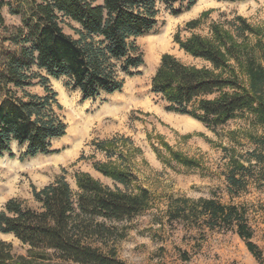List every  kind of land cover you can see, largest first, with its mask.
I'll list each match as a JSON object with an SVG mask.
<instances>
[{"label": "trees", "instance_id": "16d2710c", "mask_svg": "<svg viewBox=\"0 0 264 264\" xmlns=\"http://www.w3.org/2000/svg\"><path fill=\"white\" fill-rule=\"evenodd\" d=\"M185 3L191 9L196 0H0V156L13 158V145L24 151L23 158L59 153L53 142L66 136L68 125L51 80L63 81L84 101L121 92L126 79L145 67L137 40L160 27L159 6ZM5 8L20 19L19 26L6 24ZM199 24L195 20L187 26L195 30ZM262 39L241 17L213 25L207 38H177L180 49L202 66L164 55L152 79V93L168 113L195 119L214 133L238 118L260 131L248 135L250 149L244 153L224 149L231 198L251 184L264 186ZM107 145L113 144L101 143L99 148L113 158ZM94 169L114 187L79 172L74 176L76 188L61 176L42 189L32 187L31 203H6L0 212V234L13 236L25 255L0 240V264H125L117 258L116 244L126 237V224L151 207L152 193L128 168L95 164ZM177 221L234 232L256 262L264 264L243 206L215 198H175L167 222Z\"/></svg>", "mask_w": 264, "mask_h": 264}, {"label": "rangeland", "instance_id": "374dc122", "mask_svg": "<svg viewBox=\"0 0 264 264\" xmlns=\"http://www.w3.org/2000/svg\"><path fill=\"white\" fill-rule=\"evenodd\" d=\"M159 11L160 27L137 40L145 67L140 75L126 79L121 92L84 101L63 81L51 80L68 125L66 136L53 142L57 154L23 158L24 151L13 145V158L0 156V212L12 199L31 203L32 187L42 189L61 176L76 188L74 176L79 172L113 188L112 181L94 169L95 164H113L130 169L153 197L151 207L126 224V237L116 244L119 260L125 264H258L234 232L209 231L179 221L169 224L167 210L175 198H215L222 204L243 206L255 243L264 253V186L251 184L248 191L231 198L224 151L236 148L244 153L250 149L248 135L260 131L249 128L247 119L238 118L214 133L195 119L168 113L164 102L152 93V79L164 55L201 67V62L180 49L176 39L207 38L213 25L236 17L258 29L264 42V0H196L191 9L185 3L173 8L160 5ZM177 11L180 14L175 15ZM3 15L8 26L20 25L8 8ZM195 20H200L198 28L189 30L187 24ZM34 92L42 94L40 88ZM189 118L195 122L188 125ZM108 142L113 144L106 146L115 154L113 158L99 148ZM0 240L11 243L17 255H25L13 236L0 234Z\"/></svg>", "mask_w": 264, "mask_h": 264}, {"label": "bare ground", "instance_id": "6f19581e", "mask_svg": "<svg viewBox=\"0 0 264 264\" xmlns=\"http://www.w3.org/2000/svg\"><path fill=\"white\" fill-rule=\"evenodd\" d=\"M186 119V118H185ZM190 119V118H189ZM193 122H195L194 120H192V119H190V120H187V124L189 125V124H193Z\"/></svg>", "mask_w": 264, "mask_h": 264}]
</instances>
